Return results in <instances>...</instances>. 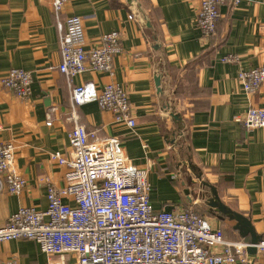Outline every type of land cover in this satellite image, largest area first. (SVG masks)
<instances>
[{
	"label": "crops",
	"instance_id": "0c3cea01",
	"mask_svg": "<svg viewBox=\"0 0 264 264\" xmlns=\"http://www.w3.org/2000/svg\"><path fill=\"white\" fill-rule=\"evenodd\" d=\"M200 1L66 4L62 16L82 19L87 48L111 32L120 34L122 48L113 76L86 72L72 83L122 86L136 126L115 123L96 104L78 111V123L98 139H121L127 160L147 171L154 210L170 211L193 201L198 214L220 228L226 241L249 243L250 236L236 230L234 220L209 207L217 196L227 209L247 218L264 241V129L246 130L240 122L250 107L264 108V83L247 95L237 79L240 70L264 63V0L221 6L211 39L195 26ZM226 56L239 61L223 63ZM59 62L51 0H0V78L20 69L33 79L26 100L0 85V142L15 146L13 171L26 182L18 196L0 192V228L20 208L46 209L45 179L57 188L64 184V170L49 156L69 152L71 124L65 118L71 92ZM45 263L32 241L0 244V264Z\"/></svg>",
	"mask_w": 264,
	"mask_h": 264
},
{
	"label": "built area",
	"instance_id": "2783aa9c",
	"mask_svg": "<svg viewBox=\"0 0 264 264\" xmlns=\"http://www.w3.org/2000/svg\"><path fill=\"white\" fill-rule=\"evenodd\" d=\"M75 0H51L58 36V71L70 86L71 106L65 120L69 152L50 154L64 170L63 186L47 179L44 211L20 208L0 228V244L26 240L45 255V264H255L264 259V241L254 245V259L247 256L249 243L226 241L220 228L198 214L194 202L170 211L154 210L147 171L134 166L122 151L118 137L98 139L78 123V111L96 104L118 124L136 126L125 89L115 83L97 88L92 82L74 85L86 72L113 76L114 60L122 52L120 34H103L91 47L85 45L82 19L63 17L66 4ZM240 0H201L195 26L201 36L216 35L219 8H232ZM137 3V0H135ZM223 63H238L226 56ZM242 91L254 95L264 83V63L240 70ZM32 76L10 69L0 78L3 89L26 100L31 95ZM246 130L264 129V108L250 107L240 120ZM51 123L47 122L46 126ZM15 146L0 142V192L18 196L26 182L13 171ZM71 256L68 263L65 258Z\"/></svg>",
	"mask_w": 264,
	"mask_h": 264
},
{
	"label": "water",
	"instance_id": "95a60500",
	"mask_svg": "<svg viewBox=\"0 0 264 264\" xmlns=\"http://www.w3.org/2000/svg\"><path fill=\"white\" fill-rule=\"evenodd\" d=\"M127 2L130 5H136L137 3L135 2V0H127ZM160 82L159 78L155 79V85L158 86ZM215 199H212L209 201V207L212 209H216L218 213L224 214L226 215L228 218H230L231 220H234L237 223V228L236 230H238L242 235L245 236H250V242L249 245L250 247H248V249L246 250L247 256L251 259L255 258L256 255V249L254 247V245H256L259 242V239L255 236L253 229L251 228V224L249 222V220L229 209H227L217 198V196H215Z\"/></svg>",
	"mask_w": 264,
	"mask_h": 264
}]
</instances>
